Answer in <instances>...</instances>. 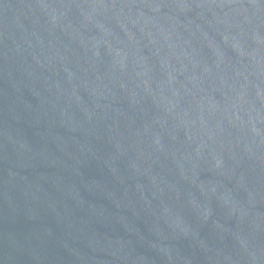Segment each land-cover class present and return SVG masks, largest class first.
<instances>
[{
	"label": "water",
	"instance_id": "95a60500",
	"mask_svg": "<svg viewBox=\"0 0 264 264\" xmlns=\"http://www.w3.org/2000/svg\"><path fill=\"white\" fill-rule=\"evenodd\" d=\"M0 264H264V0H0Z\"/></svg>",
	"mask_w": 264,
	"mask_h": 264
}]
</instances>
